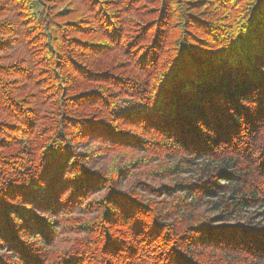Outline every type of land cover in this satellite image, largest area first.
Wrapping results in <instances>:
<instances>
[{"label": "trees", "instance_id": "1", "mask_svg": "<svg viewBox=\"0 0 264 264\" xmlns=\"http://www.w3.org/2000/svg\"><path fill=\"white\" fill-rule=\"evenodd\" d=\"M0 264H264V0H0Z\"/></svg>", "mask_w": 264, "mask_h": 264}]
</instances>
